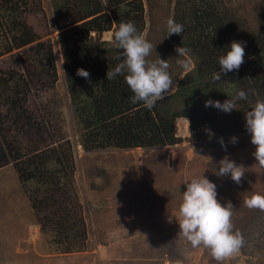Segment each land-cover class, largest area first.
<instances>
[{"label": "trees", "instance_id": "obj_1", "mask_svg": "<svg viewBox=\"0 0 264 264\" xmlns=\"http://www.w3.org/2000/svg\"><path fill=\"white\" fill-rule=\"evenodd\" d=\"M147 1L149 20L153 21L155 5L151 0ZM51 5L58 33L57 44L62 51L66 88L79 127L78 141L85 151L180 143L182 138L176 135L179 117L188 119L191 133L199 127L224 136L243 133L247 131L245 112L251 110L257 100H264V0H257L259 11L254 22L240 14L241 1L167 0L168 8L172 5V17L184 26L181 35L169 37L177 47L190 50L189 57L194 60V66L178 78L183 68L172 67L177 60L169 58L177 56V47L173 44L175 52L167 55L161 50L162 43H167L165 22L163 39L155 47L158 53L148 59L156 61L160 56L167 60L171 65L169 72L173 85L151 110L140 102H131L133 93L123 75L113 80L106 78L107 70H112L123 57L122 50L115 49L102 38L104 32H113L121 22H133L142 33L146 11L143 1L52 0ZM28 7L32 11L35 9L28 0H0V56L40 38L23 19ZM234 40L245 42V62L238 71L222 74L220 80L214 81L213 74L220 71L218 59ZM37 44L38 49L26 58L29 61L27 75L11 69L5 72L6 75H0V99L12 110L22 105L31 85L41 83L45 77L55 79L52 43L39 41ZM117 56L121 60L115 59ZM79 68L90 73L89 80L76 74ZM237 89L249 92L247 100L237 103L238 110L226 113L205 107L206 100L224 102ZM29 120L23 122L25 128L31 126ZM12 123L17 122L13 120ZM207 135L208 141L217 139L210 141L211 144L220 143L217 134ZM15 141L0 136V166L14 164L41 233L48 236V242L57 252L84 250L87 233L73 180L74 157L70 143L66 140L64 143L36 144L25 151L19 144L13 146ZM258 212L241 228L233 220L235 229L245 239L240 250L243 253L258 247L255 242L260 233L256 235L254 229L251 230V226L258 229L264 225V211ZM257 218L261 223L251 222ZM246 229L249 230L245 232Z\"/></svg>", "mask_w": 264, "mask_h": 264}, {"label": "rangeland", "instance_id": "obj_2", "mask_svg": "<svg viewBox=\"0 0 264 264\" xmlns=\"http://www.w3.org/2000/svg\"><path fill=\"white\" fill-rule=\"evenodd\" d=\"M28 1L35 9L28 7L23 19L40 38L0 56V75H6L9 69L27 75V55L38 49L39 41H49L53 45L56 76L54 80L53 76L45 77L41 83L31 85V91L25 94L26 99L18 109H10V105L0 99V136L11 142L16 138L12 145L19 144L25 151L36 144L66 140L70 143L74 157L73 180L87 241L84 250L57 252L48 242V236L41 233L14 164L7 163L0 166V264H217L210 250L202 246L192 248L179 234L174 215L186 190L185 182L203 173L216 184L217 199L222 204L229 201L233 204L232 220L241 225L238 228L243 227L248 218H255L258 210H250L243 204L253 193L264 194V170L256 164L251 134L245 131L224 136L199 127L194 133L187 130L182 142L174 145L83 150L66 88L52 0ZM142 1L146 10L142 34L157 46L163 39L164 23L172 17V5L168 8L167 0H151L155 5L151 21L148 1ZM235 1L226 0L227 3ZM237 1L242 2L240 14L254 22L259 11L257 0ZM111 34L105 32L103 36L109 39ZM165 38L167 43H162L161 50L166 55L175 52V42L169 36ZM156 50L150 56L155 57ZM169 58L177 60V56ZM190 60L191 69L194 60ZM185 71L183 69L178 78ZM29 119L31 126L25 128L23 122H30ZM13 120L17 123H12ZM212 132L223 139L226 149L221 143H210L216 138L208 141L207 134ZM233 136L238 138L235 144L230 142ZM226 156L245 167V177L239 185L230 175L218 177L215 174L219 161ZM259 220L251 222L261 223ZM251 227L254 234L260 233L255 242L258 247L250 252L240 251L224 264H264V225L258 229Z\"/></svg>", "mask_w": 264, "mask_h": 264}, {"label": "clouds", "instance_id": "obj_3", "mask_svg": "<svg viewBox=\"0 0 264 264\" xmlns=\"http://www.w3.org/2000/svg\"><path fill=\"white\" fill-rule=\"evenodd\" d=\"M167 36L181 35L184 26L175 21L174 17H169L166 21ZM112 33L107 42L115 49L122 50L120 56L115 59L121 60L112 70H107L106 78L116 79L118 75H123L126 84L133 93L130 98L133 104L142 103L144 107L151 110L157 101L164 99L170 92L173 79L169 72L171 65L166 59L150 61L154 46L146 36L138 32L133 22H121ZM166 36V37H167ZM242 41H232L227 52L218 59L220 71L213 74V80L221 79L222 74L238 71L245 62V47ZM176 63L184 70H190L191 60L190 50L178 46L176 48ZM159 55V54H158ZM78 76L89 80L90 73L83 69H77ZM254 94V93H253ZM249 92L237 89L231 98L224 102L219 100H206L205 107H214L226 113H231L237 109V103L248 99ZM238 110V109H237ZM178 119L186 120L188 124L183 125V135H176L184 138L189 130V121L185 117ZM246 130L251 134V143L255 145L253 153L257 165L264 170V100H257L251 110L245 112ZM185 126V129H184ZM177 127V126H176ZM230 142L235 144L238 138L233 136ZM222 147L226 149L222 138ZM245 167L230 160L227 156L219 161L218 177L230 175L233 182L239 185L245 177ZM186 190L182 192V201L177 213L174 215L178 225L179 234L183 236L192 248L204 247L210 250L211 257L217 264H224L225 261L238 255L245 245L243 234L235 229L233 223V204L229 201L222 204L217 199V186L210 181L203 173L198 177H193L185 182ZM243 204L248 209L264 211V194L253 193L243 200Z\"/></svg>", "mask_w": 264, "mask_h": 264}, {"label": "built area", "instance_id": "obj_4", "mask_svg": "<svg viewBox=\"0 0 264 264\" xmlns=\"http://www.w3.org/2000/svg\"><path fill=\"white\" fill-rule=\"evenodd\" d=\"M186 124H188V122H186V120H182V119H178V121H177V123H176V129H177V133L178 134H182L183 135V125H185V123ZM35 228H36V226H35ZM37 229V228H36ZM37 231H38V229H37ZM38 235V232H37V234H36V237H38L37 236Z\"/></svg>", "mask_w": 264, "mask_h": 264}, {"label": "crops", "instance_id": "obj_5", "mask_svg": "<svg viewBox=\"0 0 264 264\" xmlns=\"http://www.w3.org/2000/svg\"><path fill=\"white\" fill-rule=\"evenodd\" d=\"M37 229H38V228H37ZM37 232H38V231H37ZM37 236H39V232H38V235H37ZM36 238H38V237H36ZM166 261H167V260H166ZM164 262H165V261H164ZM164 262H163V263H164ZM164 264H167V263L165 262Z\"/></svg>", "mask_w": 264, "mask_h": 264}, {"label": "bare ground", "instance_id": "obj_6", "mask_svg": "<svg viewBox=\"0 0 264 264\" xmlns=\"http://www.w3.org/2000/svg\"><path fill=\"white\" fill-rule=\"evenodd\" d=\"M184 129H185V126H184Z\"/></svg>", "mask_w": 264, "mask_h": 264}]
</instances>
